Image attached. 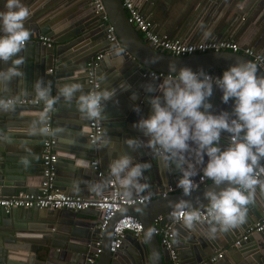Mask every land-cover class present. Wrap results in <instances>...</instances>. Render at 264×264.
Segmentation results:
<instances>
[{"label": "water", "instance_id": "water-1", "mask_svg": "<svg viewBox=\"0 0 264 264\" xmlns=\"http://www.w3.org/2000/svg\"><path fill=\"white\" fill-rule=\"evenodd\" d=\"M101 1L108 23L120 44L119 48L103 54L94 67L99 89L115 90V95L104 102L105 119L101 121L102 132L97 139L99 144L108 137L109 144L94 149L86 137L88 120L80 116L75 99L69 106L61 98L56 105L57 111L50 115L51 129H63L56 134L51 132L55 140L53 149L56 154L52 187L83 198L104 191L107 180L110 179L108 166L122 151L132 156L135 161L151 162V168L145 173L150 193H156L167 186L175 187L181 175L175 164L168 167L149 148L130 149L125 143L130 137L147 140L133 124L150 115L148 98L162 95L160 92L145 91L146 84L158 85L163 80H154L149 76V71L169 74L173 72L170 65H175L173 74L178 73L182 67H190L193 71L203 69L212 76H222L226 69L238 61L252 60L242 53L227 50L187 55H171L160 51L147 44L136 32L133 24L127 22L120 0ZM226 1L224 0L223 7L215 15L211 14L208 18L207 29L223 27L224 19L221 16L232 6ZM232 9L236 15L217 39L225 38L231 26L242 15V8L238 3L227 14ZM41 10L30 9L31 14L25 21L31 37L26 49L20 53L25 57L22 66L23 83H20V78H16L6 91L0 86V95L14 100L36 98L33 85L39 79L45 83L51 81L53 95L57 93L59 85L77 81L87 93L86 58L91 53L109 48L110 45L104 36V23L100 22L93 8L90 11L81 10L55 18L50 15L43 16L45 11ZM54 27L57 29L54 30ZM40 34L49 38V46L37 40ZM118 53H123L122 59ZM10 65L11 61L0 62V69H7ZM257 75L264 76L259 67ZM127 85L130 87L125 88ZM21 88L26 89L28 94L19 93ZM133 93L137 94L138 99H131ZM209 102L213 105L211 111L214 114L221 111L231 112L234 105V100L227 104L222 101V91L215 84ZM15 105L14 111H0V195L8 197L19 193H35L42 181L44 106ZM134 105L139 107V111L134 110ZM222 137L221 147L229 146L231 140L228 134L223 133ZM112 143L115 144V149L110 152ZM94 155L98 159L99 168L103 170L101 176H97V171L90 167L85 169L76 166L77 160L84 159L89 163ZM24 159L29 161L28 165L22 163ZM207 159L205 156V165ZM116 184L118 185L117 182ZM97 185L100 186L98 189ZM198 185L190 196H185L182 190H174L163 197L151 198L148 202L123 205L102 230L96 227L98 212L93 208L72 211L12 207L4 211L0 207V264H173V261L177 264H204L209 251L217 249L220 241L231 244L255 220L261 219L259 208L264 205V193L257 189L255 202L248 208L246 222L228 232H218L213 236L209 233L206 222L197 225L192 231H185L179 223H174L172 230L179 229L180 235L174 242L177 249L171 258L168 250L158 242L153 233L152 221L159 214L163 215L159 226L170 221L166 216L168 211H173L170 204L179 199L190 200L194 207H202L209 202L204 197L205 191L209 188L219 191L225 187L223 184L215 186L207 178ZM120 190L123 193L121 188ZM78 214L94 218L83 219ZM123 215H132L141 223L140 237L130 238L125 235L121 247L110 252L112 228ZM97 240L99 252L93 256ZM233 248L237 253L230 261L231 264H264V230L251 233L247 240Z\"/></svg>", "mask_w": 264, "mask_h": 264}, {"label": "clouds", "instance_id": "clouds-1", "mask_svg": "<svg viewBox=\"0 0 264 264\" xmlns=\"http://www.w3.org/2000/svg\"><path fill=\"white\" fill-rule=\"evenodd\" d=\"M5 7L6 11H0V32L3 33L0 35V62L11 61V65L0 69V86L6 91L16 78L23 83L25 57L20 53L30 41L31 33L25 27V21L31 13L22 0H6ZM118 55L123 58V53ZM170 68L173 72L161 83L145 85L146 92L162 93L148 98L150 115L133 124L147 140L130 137L125 143L130 149L149 148L168 167L175 164L181 172L177 187L185 196H190L199 187L193 177L200 173L201 179L207 178L215 186L225 185L219 191L209 188L204 192L209 202L204 205L203 212L187 199L170 204L172 219L185 231H192L205 222L213 236L236 229L246 222L248 208L255 202L257 189L264 192V76L257 75L258 66L252 61H238L221 77L215 78L203 69L193 71L190 67H182L173 74L175 65H170ZM156 78L154 74L153 79ZM213 84L222 91L225 104L234 100L231 112L214 114L211 111L213 105L209 98L213 93ZM33 91L44 104L46 117L57 111L56 105L61 98L69 106L75 99L80 116L97 122L105 119L104 102L115 95L114 89L106 88L85 93L78 81L59 85L53 95L51 81L45 83L42 79L34 83ZM19 93L26 95L28 91L21 88ZM131 99H138L137 94L133 93ZM15 107L12 99L0 95V111H14ZM134 110L139 111V107L134 105ZM49 131L56 134L63 129H42L44 133ZM223 133L231 138L227 147H221ZM96 144L93 142L92 145L96 147ZM108 144L107 137L99 142V148ZM114 149L115 144L112 143L109 151ZM205 156L208 158L206 165ZM22 163L28 165L29 161L24 159ZM76 166L86 169L90 165L86 160L79 159ZM151 166L150 161H135L122 151L119 157L111 160L109 176L118 183L125 196H143V201L147 202L151 193L145 173ZM146 192L149 194L144 196ZM179 235L180 230L174 228V242Z\"/></svg>", "mask_w": 264, "mask_h": 264}, {"label": "built area", "instance_id": "built-area-1", "mask_svg": "<svg viewBox=\"0 0 264 264\" xmlns=\"http://www.w3.org/2000/svg\"><path fill=\"white\" fill-rule=\"evenodd\" d=\"M89 4L92 6L94 13L99 16L101 23H104V36L105 39L110 43L109 48L99 50L94 52V54L87 58L85 61L86 67V77L88 83V91H96L99 89V84L94 76V67L97 65L98 60L101 56L110 50H114L120 47V44L114 34L112 26L108 23L107 16L104 11V7L101 0H88ZM122 7L126 13L127 22L133 24L135 30H137L144 41L151 47L157 48L160 51L166 52L171 55H187L189 53L198 52H208V51H232L242 53L248 56L257 66L260 68L264 74V52L256 50L251 47H241L236 42L231 39H211V40H201V41H185L180 38H168L164 34H158L153 29V24L151 20L144 16L138 8V5L134 0H120ZM37 40L42 44L47 46L50 45V40L46 36L38 35ZM157 78H166L167 73L149 71V76L153 78V75ZM209 74V73H208ZM211 75V74H209ZM212 76V75H211ZM221 77V76H212ZM11 99V98H9ZM16 104H26V105H43L44 104L37 98H19L12 99ZM44 127L51 129V116H45ZM88 131L86 137L89 144L97 142L99 135L102 132L101 122L95 120L89 121L87 123ZM44 133V132H43ZM231 140V138H230ZM54 138L51 131L44 133L43 142L41 145V165H42V181L35 193H19L16 196H1L0 195V207L4 211H8L12 207L21 208H47V209H68L72 211H79L86 208H93L98 212V221L96 227L99 230L104 229L108 220L118 212L123 205L131 206L136 203H143V196H133L128 198L121 192L119 186L116 184L115 180L110 178L107 180L106 189L99 193H94L86 198L73 196L63 192L62 190L52 187V179L55 170V160L56 154L53 149ZM99 144L93 145L94 149L97 148ZM89 167L97 171V176L103 174V170L99 168V162L94 155V157L89 161ZM202 174H198L197 179L194 180L197 184L203 183L206 178L201 179ZM179 191L180 188L172 186H167L165 189H159L156 193H151V198L156 196L163 197L167 192ZM149 193L146 192L143 195L146 196ZM148 202V201H147ZM201 211H204V206L200 207ZM172 211H168L166 216L170 218V221H165L161 226H159V221L162 219L163 215H157L153 221V233L157 236L158 242L168 250L170 257H174L175 248L172 243V226L176 222L172 219ZM142 229L141 223L132 215H123L115 223L112 228V235L109 241V251L113 252L121 247L122 241L126 233L131 234L133 237H138ZM264 230V217L255 220L246 231L235 237L231 241L232 246H239L251 233L260 232ZM97 246L93 256L99 252V240L95 242ZM222 256V251H219L215 255L209 258L210 262L220 258ZM91 262V260H90ZM173 264L177 262L173 261Z\"/></svg>", "mask_w": 264, "mask_h": 264}, {"label": "crops", "instance_id": "crops-1", "mask_svg": "<svg viewBox=\"0 0 264 264\" xmlns=\"http://www.w3.org/2000/svg\"><path fill=\"white\" fill-rule=\"evenodd\" d=\"M134 2L138 5L139 11L151 20L156 33L188 42L201 41L203 37H206L205 40H211V37L216 36L214 39H217L236 15L234 9L229 14H227L228 11L235 3H238L242 8V15L234 22L223 39H231L241 47L249 46L264 52V0H227L226 3L230 2L232 6L221 16L224 19L223 27L217 26L212 30L211 27L207 29L208 18L223 7L224 0H134ZM22 3L32 10L41 8L42 12L45 11L43 16L50 15L54 18L81 10L90 11L92 8L88 0H22ZM5 5L6 0H0V11L7 10ZM54 18L51 19L54 20ZM56 29L54 27V30ZM93 54L91 53L87 58ZM259 212L260 218H263L264 205L259 208ZM78 216L83 219L94 218L84 214H78ZM125 235L133 238L129 233ZM172 243L177 249L173 240ZM218 245L217 249L209 251L204 264H231L230 261L237 253L236 249L225 241H220ZM219 251H222V256L210 262L209 258Z\"/></svg>", "mask_w": 264, "mask_h": 264}, {"label": "trees", "instance_id": "trees-1", "mask_svg": "<svg viewBox=\"0 0 264 264\" xmlns=\"http://www.w3.org/2000/svg\"><path fill=\"white\" fill-rule=\"evenodd\" d=\"M136 32L139 34V36L141 37L140 33L136 30ZM142 38V37H141Z\"/></svg>", "mask_w": 264, "mask_h": 264}]
</instances>
